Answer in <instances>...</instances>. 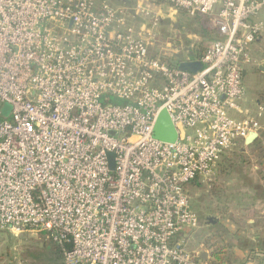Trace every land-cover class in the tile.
<instances>
[{
	"label": "built area",
	"instance_id": "built-area-1",
	"mask_svg": "<svg viewBox=\"0 0 264 264\" xmlns=\"http://www.w3.org/2000/svg\"><path fill=\"white\" fill-rule=\"evenodd\" d=\"M162 6L199 18L216 39L193 59L195 45L163 60L184 46L156 49ZM263 7L0 0V231L69 245L61 264H210L186 249L198 218L184 186L264 132V122L235 118ZM190 62L200 70L178 68ZM162 111L172 143L154 137Z\"/></svg>",
	"mask_w": 264,
	"mask_h": 264
},
{
	"label": "rangeland",
	"instance_id": "rangeland-1",
	"mask_svg": "<svg viewBox=\"0 0 264 264\" xmlns=\"http://www.w3.org/2000/svg\"><path fill=\"white\" fill-rule=\"evenodd\" d=\"M161 12L164 22L156 28L160 34L157 50L167 56L174 55L181 38L185 39L181 41V45L185 44V55L191 45L197 46L199 51L209 45L213 35L206 23L203 22L201 37L197 33L198 21L184 12L166 7H162ZM195 28L196 40L193 38ZM250 64L245 65L244 70ZM242 84L244 95L238 102L241 114L235 118L263 123L264 72H247L242 76ZM260 135L258 145H252L255 141L248 146L243 141L237 142L220 157L211 175L198 178L187 187L190 207L198 218V227L186 238L189 252H194L198 244L203 248L215 245L224 246L228 252L231 250V258L237 259L233 264L243 262L241 256L244 255L256 260L262 258L259 246L264 240V163L260 164V160L264 155V132ZM51 247L50 242L36 232L14 235L0 231V264H49Z\"/></svg>",
	"mask_w": 264,
	"mask_h": 264
},
{
	"label": "crops",
	"instance_id": "crops-1",
	"mask_svg": "<svg viewBox=\"0 0 264 264\" xmlns=\"http://www.w3.org/2000/svg\"><path fill=\"white\" fill-rule=\"evenodd\" d=\"M130 1L131 0H115V2H111V4L115 5V6L128 5V3ZM162 7H165V6H162ZM262 18H264V7L260 11V13L258 14L256 19L258 20V19H262ZM193 21H198L199 26L201 27V28L200 27L198 28V31L195 28V31H194L195 33H194V37L193 38L196 40V38H197L196 34L197 33H198L199 36L201 35V37L203 35V31H202L203 22L199 18H193ZM163 22H164V19H163L162 23ZM175 28H179V26H176ZM196 31H197V33H196ZM211 32H212L213 36H212V39L209 42H211L212 40L216 39L215 33L212 30H211ZM180 41L185 42V39L181 38ZM183 46L185 47V44H183ZM248 55H249V57H250V59L252 60L253 63L250 64L248 68H245L243 76H245L247 74V72H251V73L254 72L255 73V71H257V70H260L261 73H263L264 72V32L248 48ZM224 245L226 246V244H224ZM214 249H216L215 245L210 247V248H203V246L201 244H198V247H197L196 251L200 250V251L205 252L207 254L208 260H209L211 258V254H212ZM226 249L224 250V252H225L224 253V260L227 262V264H233V262L236 261L237 259H235V260L232 259L231 258L232 257L231 250H230V252H228V251H226ZM259 250H260V253L262 254V258L256 260L253 257L244 255V256H241L242 259H244V260L240 264H264V240H263V242H261V245L259 246Z\"/></svg>",
	"mask_w": 264,
	"mask_h": 264
},
{
	"label": "water",
	"instance_id": "water-1",
	"mask_svg": "<svg viewBox=\"0 0 264 264\" xmlns=\"http://www.w3.org/2000/svg\"><path fill=\"white\" fill-rule=\"evenodd\" d=\"M178 68L182 71H188L190 73H196L198 70H200L201 65L199 62H190V63H180L178 65ZM8 109L7 107L4 108L3 110V115L4 117L7 116ZM154 137L161 141V142H166V143H172L176 140L177 138V133L174 127L171 125L166 113L162 111L155 123L154 126ZM258 138L257 134L251 133L249 134L245 140L244 144L246 146L252 144L256 139ZM109 168L112 170L113 164L111 162V156H109ZM196 258L201 261H207L208 256L205 252L199 251L196 254Z\"/></svg>",
	"mask_w": 264,
	"mask_h": 264
},
{
	"label": "trees",
	"instance_id": "trees-1",
	"mask_svg": "<svg viewBox=\"0 0 264 264\" xmlns=\"http://www.w3.org/2000/svg\"><path fill=\"white\" fill-rule=\"evenodd\" d=\"M111 4V3H110ZM160 4V3H158ZM204 52V49L199 51V48H197L196 51H192L187 53L189 55L190 58H195L197 56H200L202 53ZM184 52H181L180 54L176 55L175 57H171V58H166L163 59L165 61H173V63H177L179 61H181V56H183ZM261 135H259L258 139L255 141L254 144L252 145H258L261 142ZM264 138V137H263ZM260 148V147H259ZM264 163V155H262V158L260 160V164ZM194 181L186 184L184 186V189L187 191V187L189 186V184L193 183ZM193 210V209H192ZM41 237L45 238L46 240H48L51 244V255L49 256L50 259L48 260L49 264H61L62 260H63V251L67 250L70 248L69 245H62V244H58L56 242H54L50 237H48L47 234L45 233H39ZM224 245V244H223ZM212 246H208V248H210ZM224 246H217L216 249L213 250L212 254H211V258L208 260V262L210 264H227V262L224 260Z\"/></svg>",
	"mask_w": 264,
	"mask_h": 264
}]
</instances>
